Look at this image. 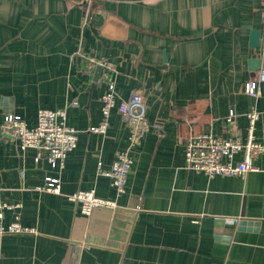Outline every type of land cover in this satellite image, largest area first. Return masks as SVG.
Segmentation results:
<instances>
[{
	"label": "crops",
	"instance_id": "1",
	"mask_svg": "<svg viewBox=\"0 0 264 264\" xmlns=\"http://www.w3.org/2000/svg\"><path fill=\"white\" fill-rule=\"evenodd\" d=\"M252 29L264 31V0H0V200L20 203L6 224L18 213L33 228L0 235V264H264V156L245 177L185 164L191 133L245 141L254 106L264 139V83L258 98L244 89L260 68L252 61L264 62ZM89 57L114 69L89 71ZM107 76L118 102L141 92L148 106L122 194L99 163L111 169L129 128L114 108L105 133L90 130ZM59 107L78 130L61 170L2 132L8 113L33 127L40 108ZM46 176L61 178L60 194L43 188ZM78 190L118 207L83 214L68 197Z\"/></svg>",
	"mask_w": 264,
	"mask_h": 264
},
{
	"label": "built area",
	"instance_id": "2",
	"mask_svg": "<svg viewBox=\"0 0 264 264\" xmlns=\"http://www.w3.org/2000/svg\"><path fill=\"white\" fill-rule=\"evenodd\" d=\"M86 69L93 70L96 66H104L107 70L114 69L112 63L88 58ZM261 83H264V62L261 64L256 77L245 83V92L254 98L261 95ZM77 102H74L76 104ZM102 120L99 125L91 127V131L105 133L109 124V117L114 108H117L122 119L129 128V145L117 154L111 169L103 170L99 163L100 173L111 178L118 194L126 191L127 178L133 164L131 152L136 151L142 140L150 130L148 120V106L144 94L134 92L129 99L118 102L116 83L113 76H107V86L101 96ZM235 112L230 111L228 121L233 123ZM248 135L245 141L238 137H219L212 132L191 133L185 140V164L188 169L202 172L208 177L216 175L245 177L250 171L258 170L255 160L264 156V139L255 137L256 123L260 118V111L256 106L247 113ZM3 134H9L19 139L20 148L37 150L35 160L44 156L53 168L65 167L68 153L78 144V130L69 122L66 107L55 109L40 108L36 126H29L27 122L14 113L4 116L2 123ZM240 155L239 159L236 157ZM46 191L60 194L62 183L59 176H46ZM69 199L80 204L83 214H91L96 208L115 210L118 207L116 200L100 197L94 190H78L68 195ZM20 203L0 200V235L6 233H25L33 228L25 226L17 213L14 219L4 222L5 210H17ZM234 217V221H240Z\"/></svg>",
	"mask_w": 264,
	"mask_h": 264
},
{
	"label": "water",
	"instance_id": "3",
	"mask_svg": "<svg viewBox=\"0 0 264 264\" xmlns=\"http://www.w3.org/2000/svg\"><path fill=\"white\" fill-rule=\"evenodd\" d=\"M83 2H84V1H83ZM263 34H264L263 29H252V30H251V46H252V47L257 48V47H259V46L261 45ZM252 65H255V66L257 65V66L260 67V65H261V64H260V60H259V59H255V60H253V61H252ZM104 68H105L104 66L98 65V66L96 67V74H99L100 71H101L102 69H104ZM105 70H107V69L105 68ZM107 71H108V70H107ZM247 222H248L247 220H241L240 224H241V225H246V224L251 225V224H252L251 221H249L248 223H247Z\"/></svg>",
	"mask_w": 264,
	"mask_h": 264
}]
</instances>
